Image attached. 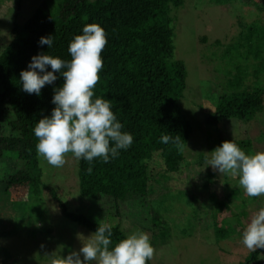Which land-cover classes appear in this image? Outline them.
I'll use <instances>...</instances> for the list:
<instances>
[{"label":"rangeland","instance_id":"rangeland-1","mask_svg":"<svg viewBox=\"0 0 264 264\" xmlns=\"http://www.w3.org/2000/svg\"><path fill=\"white\" fill-rule=\"evenodd\" d=\"M43 1L55 14L62 0H0V54L12 41L14 26L21 27ZM171 15L173 59L182 61L186 69L179 106L192 127L179 173L165 174L160 161L152 160L148 196L117 205L79 197L78 160L71 154L62 168L38 158L41 182L72 213L119 226L125 235L146 232L156 250L151 264H245L248 259V264H261L264 249H257L252 260L254 252L241 239L252 213L264 207V196L248 197L237 178L213 171L207 159L225 140H232L246 154L264 151V97L263 110L250 123L218 119L214 129L206 121L221 95L264 89V56L258 53L259 44L251 46L244 37L252 23L264 24V7L259 10L241 1L216 6L211 0H183ZM0 113L2 134L13 135L9 108L1 101ZM22 168L21 161L0 159V264H49L45 254L67 256L79 250L78 237L92 233L67 221L49 191L40 188L39 195H26L23 187L7 191L6 180ZM209 176L213 183L206 187ZM208 189L228 209L217 211ZM216 227L224 234H216Z\"/></svg>","mask_w":264,"mask_h":264},{"label":"trees","instance_id":"trees-1","mask_svg":"<svg viewBox=\"0 0 264 264\" xmlns=\"http://www.w3.org/2000/svg\"><path fill=\"white\" fill-rule=\"evenodd\" d=\"M238 1L259 10L264 7V0H211L216 6ZM182 5L183 0H62L56 13L52 14L43 1L21 27L14 26L13 39L0 54V101L9 108L12 119L8 126L14 134H2L0 113V159L21 161L23 168L6 180L7 191L11 187L13 190L23 187L26 195H39L42 188L58 201L67 221L91 233L98 227V223L84 215L68 211L54 191L41 182L33 129L39 119L51 115L55 107L52 103L54 89L62 86L63 77L55 73L57 80L45 85L40 95L23 91L20 81V72L28 69L35 55L44 53L70 60L68 45L75 35L83 34V27L88 23L101 25L108 41L102 52L103 69L94 89L95 96L111 101L112 110L123 125L122 131L133 136V143L107 163L100 158L91 164L78 160L79 197L92 201L105 199L115 205L146 198L150 188V164L154 159L160 161L165 174L179 173L185 162L183 150L172 141L162 143L161 138L170 135L174 140L180 136L184 149L192 133L191 124L179 106L186 89L185 65L173 59L171 14ZM49 36L53 41L50 48L39 43L41 37ZM244 37L251 46L259 44L258 53L264 56V24L252 23ZM47 70L52 71L50 66ZM263 97L264 89L260 88L251 91L237 89L223 94L206 124L216 129L218 119L232 118L250 123L263 110ZM89 167L91 173L87 171ZM211 183L209 176L206 187ZM208 192L217 211L228 209L223 202H217L214 193ZM222 200L228 199L223 197ZM215 230L218 235L224 234L222 228L216 227ZM124 237L122 229L113 226V243ZM256 254H251L252 260Z\"/></svg>","mask_w":264,"mask_h":264},{"label":"clouds","instance_id":"clouds-1","mask_svg":"<svg viewBox=\"0 0 264 264\" xmlns=\"http://www.w3.org/2000/svg\"><path fill=\"white\" fill-rule=\"evenodd\" d=\"M82 31L68 45L70 60L41 53L20 72L23 91L36 95L57 80L55 73L63 77L62 86L54 89L51 115L39 119L33 129L38 158L55 168H62L69 154L89 164L97 158L107 163L133 143V136L122 131L111 101L95 96L107 34L98 23L85 24ZM39 43L50 48L52 36L41 37ZM49 66L52 71L47 70ZM180 140V136L174 140L170 135L161 138L162 143L172 141L182 151ZM209 153L207 164L213 171L237 178L239 187L250 198L264 196V151L246 154L238 144L225 140ZM87 171L91 173V167ZM112 234V224L99 223L94 233L78 237L82 244L79 250L67 256L45 255L49 256V264H148L153 259L156 250L146 232H131L116 243ZM241 242L252 252L264 249V207L250 216Z\"/></svg>","mask_w":264,"mask_h":264}]
</instances>
